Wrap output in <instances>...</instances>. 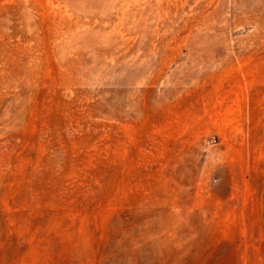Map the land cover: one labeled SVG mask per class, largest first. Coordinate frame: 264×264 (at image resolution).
I'll return each mask as SVG.
<instances>
[{"label": "rangeland", "instance_id": "1", "mask_svg": "<svg viewBox=\"0 0 264 264\" xmlns=\"http://www.w3.org/2000/svg\"><path fill=\"white\" fill-rule=\"evenodd\" d=\"M0 264H264V0H0Z\"/></svg>", "mask_w": 264, "mask_h": 264}]
</instances>
